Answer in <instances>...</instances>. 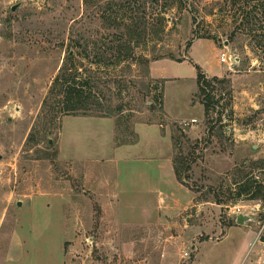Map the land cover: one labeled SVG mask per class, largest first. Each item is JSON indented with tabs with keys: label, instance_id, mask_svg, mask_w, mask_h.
Wrapping results in <instances>:
<instances>
[{
	"label": "rangeland",
	"instance_id": "rangeland-1",
	"mask_svg": "<svg viewBox=\"0 0 264 264\" xmlns=\"http://www.w3.org/2000/svg\"><path fill=\"white\" fill-rule=\"evenodd\" d=\"M68 55L123 115L47 128L43 100ZM139 57L158 59L148 75ZM194 64L226 80L208 117ZM180 151L191 169L179 182L195 197L180 216L185 263L262 264L264 202L235 183L264 179L253 165L264 159V0H0V257L13 236L22 255L0 264H169L173 231L161 211L157 230L143 221L157 199L138 174Z\"/></svg>",
	"mask_w": 264,
	"mask_h": 264
},
{
	"label": "trees",
	"instance_id": "trees-1",
	"mask_svg": "<svg viewBox=\"0 0 264 264\" xmlns=\"http://www.w3.org/2000/svg\"><path fill=\"white\" fill-rule=\"evenodd\" d=\"M130 36L133 38L132 30H129ZM195 37H198L195 35ZM202 38V37H200ZM191 42L187 43V48L191 47ZM132 49L128 51H131ZM130 53V57L134 59L135 55ZM125 54L121 53L118 49L113 55L115 64H119L124 59ZM134 56V57H133ZM138 62L144 63L146 66V73H149L148 63L158 59H150L149 57H139ZM182 62L184 60H176ZM197 71V86L198 96L201 99V103L204 106L205 116L208 117L210 112L215 108V104L218 102L215 100L214 90L216 89L215 84L218 83L223 85L226 80L218 76L207 78L203 70L199 65L194 64ZM111 101L106 97L103 91H100L99 85L90 76H84L80 71V66L74 60V56L68 55L66 61H64L58 74L52 81L49 88L48 94L43 100L42 112L47 120V128L54 124L60 116H82V117H116L123 115L124 107L118 105L112 107ZM150 107H154V103H151ZM32 133L28 137L27 142L31 141ZM134 136V134H133ZM138 137L134 136L131 141H118V145H132L137 143ZM176 149L179 148V143H174ZM178 150V151H179ZM183 155L177 153L174 158V170L178 181L181 183L185 182L183 174L191 169V167H184L185 159ZM254 168L262 170L264 172V159L253 163ZM241 188L239 196H245L248 200H261L264 202V179L253 176L252 172L244 174L241 180L237 181ZM217 196V195H215ZM217 204H224V201L220 197H215ZM264 241V237L261 239ZM264 264V260L263 263Z\"/></svg>",
	"mask_w": 264,
	"mask_h": 264
},
{
	"label": "crops",
	"instance_id": "crops-1",
	"mask_svg": "<svg viewBox=\"0 0 264 264\" xmlns=\"http://www.w3.org/2000/svg\"><path fill=\"white\" fill-rule=\"evenodd\" d=\"M160 138L161 140H165L170 144L169 150L172 151V145H171L172 143L170 141V138L164 137V136H161ZM157 158H158L157 160L149 162L150 164L152 163L151 170L147 167L148 169L147 168L143 169V172H140L138 174L139 177L141 178L151 177L152 179H154L150 182V185H146V190H147L146 193L154 196L157 199L155 207H154V211L152 210V212L149 214H148L149 209L142 211V215L144 216L143 221L145 222L146 225L152 224V226H154V229L157 230L159 224L157 225L158 219H156V214L160 213L161 211L167 215L168 228L173 231L167 237V245L172 250L173 257H170V259H168V261L166 262L169 264H182V263H185L186 259L184 260V257L181 254L182 251L180 248L189 244L192 238V235H191L192 233L190 232V228H191L190 226L191 224L189 223L190 217L187 215L185 217L186 223L181 224L180 216L186 210H188L190 206L194 203L193 199L195 197L194 195H192L191 191L182 189V185L178 181L176 174H175L174 160L172 159L171 154L168 156L158 155ZM129 174L134 175V172L131 170ZM105 180L106 179L104 178V181ZM184 190L185 192H188V197L186 198V200L180 199L177 195V193L183 192ZM110 196L114 197L112 193L110 194ZM166 205H168V207ZM199 209H202V206H199ZM118 223H120V221H118ZM200 228H201L200 225L195 226L194 232H197V231L199 232ZM11 239H12L11 248H9V250L7 249V252H3L0 257L1 260L5 262L16 261L22 256L19 254L18 250H16V253L13 252L12 247H14L13 245L15 244L14 243L15 236H13ZM18 243H19V239H18ZM199 245H200V242H197V247L195 249L197 253L199 250ZM164 261L165 260L163 259V262ZM187 264H200L199 257H197V254H196V257H194L193 261Z\"/></svg>",
	"mask_w": 264,
	"mask_h": 264
},
{
	"label": "water",
	"instance_id": "water-1",
	"mask_svg": "<svg viewBox=\"0 0 264 264\" xmlns=\"http://www.w3.org/2000/svg\"><path fill=\"white\" fill-rule=\"evenodd\" d=\"M13 10H15V7H13ZM18 204L20 205L21 202H19ZM249 219H250V217L248 215L239 214V215H237L236 221L238 224H244Z\"/></svg>",
	"mask_w": 264,
	"mask_h": 264
},
{
	"label": "built area",
	"instance_id": "built-area-1",
	"mask_svg": "<svg viewBox=\"0 0 264 264\" xmlns=\"http://www.w3.org/2000/svg\"><path fill=\"white\" fill-rule=\"evenodd\" d=\"M220 60H221L222 63H227L228 62V57H227L226 53H222L221 54ZM191 122L195 123V122H197V120L196 119H192ZM184 255L188 257L189 253L185 252Z\"/></svg>",
	"mask_w": 264,
	"mask_h": 264
}]
</instances>
